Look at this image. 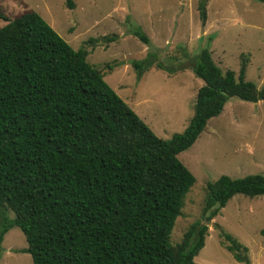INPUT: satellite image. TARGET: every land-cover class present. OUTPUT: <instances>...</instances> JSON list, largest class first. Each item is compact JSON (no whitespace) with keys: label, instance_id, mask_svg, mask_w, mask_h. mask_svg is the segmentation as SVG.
I'll return each instance as SVG.
<instances>
[{"label":"trees","instance_id":"1","mask_svg":"<svg viewBox=\"0 0 264 264\" xmlns=\"http://www.w3.org/2000/svg\"><path fill=\"white\" fill-rule=\"evenodd\" d=\"M205 2L196 3L202 25ZM64 7L72 10L73 0ZM0 21V244L14 227L32 264H195L207 224L229 199L264 196V175H221L204 187L199 220L179 243L169 242L194 183L177 155L230 98L264 101V85L243 79L244 61L235 76L207 48L192 56L189 69L202 82L193 114L164 140L86 62V50H73L37 13L9 20L0 6ZM130 35L148 43L138 29ZM177 49L185 61V46ZM129 65L136 77L152 67L166 71L155 51ZM219 236L236 262L249 264L245 247L222 230Z\"/></svg>","mask_w":264,"mask_h":264},{"label":"rangeland","instance_id":"2","mask_svg":"<svg viewBox=\"0 0 264 264\" xmlns=\"http://www.w3.org/2000/svg\"><path fill=\"white\" fill-rule=\"evenodd\" d=\"M205 1L203 25L197 0H73L72 10L64 7V0H0V6L9 20L27 10L37 13L73 50H86V62L107 86L165 140L180 133L192 117L202 82L189 66L199 50L207 48L221 71L235 76L244 61L243 79L256 89L264 85V6L258 0ZM134 29L147 37V44L130 35ZM110 36L112 41L105 43L102 38ZM182 45L189 55L185 61L177 49ZM149 51L156 52L166 71L152 67L136 77L129 61H141ZM177 159L194 183L174 221L171 245L199 220L207 182L221 175H264V101L230 98ZM263 227L264 196L234 195L207 224L204 245L193 262L241 264L223 248L222 230L247 249L249 264H264ZM25 245L20 231L9 229L0 244V264H32L28 254L19 252Z\"/></svg>","mask_w":264,"mask_h":264},{"label":"crops","instance_id":"3","mask_svg":"<svg viewBox=\"0 0 264 264\" xmlns=\"http://www.w3.org/2000/svg\"><path fill=\"white\" fill-rule=\"evenodd\" d=\"M135 112V111H134Z\"/></svg>","mask_w":264,"mask_h":264}]
</instances>
